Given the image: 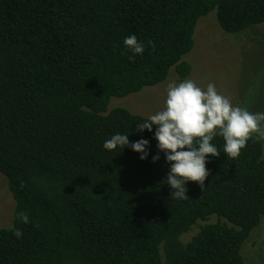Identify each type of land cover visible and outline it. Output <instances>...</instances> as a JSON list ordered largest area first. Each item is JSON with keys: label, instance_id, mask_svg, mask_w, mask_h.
<instances>
[{"label": "trees", "instance_id": "16d2710c", "mask_svg": "<svg viewBox=\"0 0 264 264\" xmlns=\"http://www.w3.org/2000/svg\"><path fill=\"white\" fill-rule=\"evenodd\" d=\"M213 12L241 33L264 23V0H0V177L16 203L0 264H246L264 222L263 141L232 160L216 136L204 189L189 181V197L173 199L157 126L138 132L147 116L109 110L172 70L186 80L198 22ZM133 34L145 45L134 61ZM117 133L149 140L147 159L104 149Z\"/></svg>", "mask_w": 264, "mask_h": 264}, {"label": "clouds", "instance_id": "9594fccd", "mask_svg": "<svg viewBox=\"0 0 264 264\" xmlns=\"http://www.w3.org/2000/svg\"><path fill=\"white\" fill-rule=\"evenodd\" d=\"M151 44V42H149ZM124 45L133 55H143L145 45L136 35L124 39ZM155 129L158 149L165 153L166 162L171 165L165 183L171 189V198L187 199V183L197 182L204 189L209 170L206 167L209 155H221L217 147L211 143L216 136L223 137L224 154L235 160L247 142L253 138L264 140V112H251L247 106H234L229 98L218 93L214 83H208L206 89L191 79L180 83L171 82L167 86V96L163 110L139 122L136 131ZM150 142L140 139L130 142L128 134H114L107 139L103 147L114 150L118 146L124 149L130 146L141 153V159H147ZM160 159L159 154L153 156V162ZM23 223L29 222L26 213H19ZM17 238H22V231L16 229Z\"/></svg>", "mask_w": 264, "mask_h": 264}, {"label": "rangeland", "instance_id": "374dc122", "mask_svg": "<svg viewBox=\"0 0 264 264\" xmlns=\"http://www.w3.org/2000/svg\"><path fill=\"white\" fill-rule=\"evenodd\" d=\"M185 58L193 66L187 79L195 81L203 89L208 83H214L218 93L229 98L234 106H247L254 113L264 112V23L241 33L229 34L218 26L213 12L199 20L195 46ZM171 82L180 83L174 70L166 81L156 86L124 98H113L109 110L123 106L149 117L164 109L167 86ZM15 207L8 179L2 175L0 227L11 225ZM198 228L196 226L183 239L188 241ZM243 254L246 264H264V222L246 241Z\"/></svg>", "mask_w": 264, "mask_h": 264}]
</instances>
